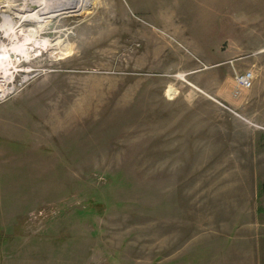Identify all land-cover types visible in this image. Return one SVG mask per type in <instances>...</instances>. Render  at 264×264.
<instances>
[{"label": "rangeland", "instance_id": "1", "mask_svg": "<svg viewBox=\"0 0 264 264\" xmlns=\"http://www.w3.org/2000/svg\"><path fill=\"white\" fill-rule=\"evenodd\" d=\"M74 2L41 20L0 0L55 141L0 264H264V0Z\"/></svg>", "mask_w": 264, "mask_h": 264}, {"label": "crops", "instance_id": "2", "mask_svg": "<svg viewBox=\"0 0 264 264\" xmlns=\"http://www.w3.org/2000/svg\"><path fill=\"white\" fill-rule=\"evenodd\" d=\"M26 90L30 91L29 96L23 99ZM37 91L26 87L12 99L15 102L9 100L0 105V222H7L10 215L20 216L25 208H30L29 203L19 201L17 192H31L32 176L46 173L43 170L48 159H53V124L50 123L48 131L47 119L39 113L40 99L34 97L39 94ZM27 184L30 191H26Z\"/></svg>", "mask_w": 264, "mask_h": 264}, {"label": "built area", "instance_id": "3", "mask_svg": "<svg viewBox=\"0 0 264 264\" xmlns=\"http://www.w3.org/2000/svg\"><path fill=\"white\" fill-rule=\"evenodd\" d=\"M5 25V30L9 29L10 21ZM20 35L21 33L19 35L15 34V37L11 38V42L14 41L13 47L10 48L11 50H7L1 46V44L6 45L3 39H6L7 36L4 35V38H2L0 34V105L20 94L41 75V71L31 64V60L35 58L32 56V52L27 48H25V51L20 50L21 47L17 44ZM235 82L234 93L236 96L253 86V80L249 74H236Z\"/></svg>", "mask_w": 264, "mask_h": 264}, {"label": "bare ground", "instance_id": "4", "mask_svg": "<svg viewBox=\"0 0 264 264\" xmlns=\"http://www.w3.org/2000/svg\"><path fill=\"white\" fill-rule=\"evenodd\" d=\"M12 1L14 4L10 5V9L17 12L18 16H24V18H29V19L39 18L41 20L54 17L62 12L65 13L73 12L76 9L75 5L77 4L76 2H74V0H12ZM34 6L38 8L36 12H32L35 10V8H33ZM70 8L71 9L74 8V9L69 10ZM8 19L11 20V18ZM46 41L47 39L44 41V45L47 48H49L50 46L49 49L51 50L53 49L51 54L56 58H61L62 56H64L66 53L69 52L68 46L65 45L61 40H57L55 42L49 43L48 45H46L47 44ZM31 43H36V41ZM20 50L25 51V48H20Z\"/></svg>", "mask_w": 264, "mask_h": 264}, {"label": "water", "instance_id": "5", "mask_svg": "<svg viewBox=\"0 0 264 264\" xmlns=\"http://www.w3.org/2000/svg\"><path fill=\"white\" fill-rule=\"evenodd\" d=\"M33 8H35V10L37 9L35 6L33 7ZM226 45V44H225ZM225 47V46H224Z\"/></svg>", "mask_w": 264, "mask_h": 264}, {"label": "trees", "instance_id": "6", "mask_svg": "<svg viewBox=\"0 0 264 264\" xmlns=\"http://www.w3.org/2000/svg\"><path fill=\"white\" fill-rule=\"evenodd\" d=\"M262 188L264 189V186Z\"/></svg>", "mask_w": 264, "mask_h": 264}]
</instances>
